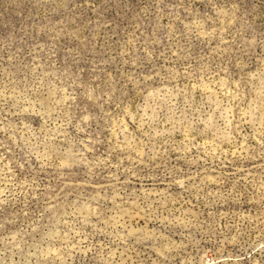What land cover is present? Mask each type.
<instances>
[{
  "label": "rangeland",
  "instance_id": "1",
  "mask_svg": "<svg viewBox=\"0 0 264 264\" xmlns=\"http://www.w3.org/2000/svg\"><path fill=\"white\" fill-rule=\"evenodd\" d=\"M0 264H264V0H0Z\"/></svg>",
  "mask_w": 264,
  "mask_h": 264
}]
</instances>
